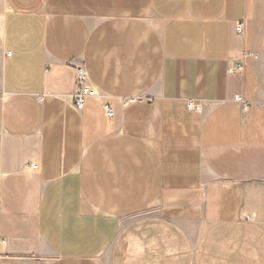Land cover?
I'll list each match as a JSON object with an SVG mask.
<instances>
[{"label": "crops", "instance_id": "0c3cea01", "mask_svg": "<svg viewBox=\"0 0 264 264\" xmlns=\"http://www.w3.org/2000/svg\"><path fill=\"white\" fill-rule=\"evenodd\" d=\"M0 264H264V0H0Z\"/></svg>", "mask_w": 264, "mask_h": 264}, {"label": "built area", "instance_id": "2783aa9c", "mask_svg": "<svg viewBox=\"0 0 264 264\" xmlns=\"http://www.w3.org/2000/svg\"><path fill=\"white\" fill-rule=\"evenodd\" d=\"M237 32L239 34H242L244 32V24L242 22H239L237 24ZM242 69L243 66L238 65L237 67L231 68L230 71L232 72L235 70L241 71ZM87 80H88V75L85 67L82 65L76 66V86L73 93V98L75 102V107L78 110H83L85 107L87 97L93 95V92L89 90L90 88L87 84ZM237 100L243 101V99L239 96L237 97ZM189 107L192 108L193 103H190ZM105 109L109 116L113 115V108L110 105H106ZM33 167L38 168L37 165H34Z\"/></svg>", "mask_w": 264, "mask_h": 264}]
</instances>
